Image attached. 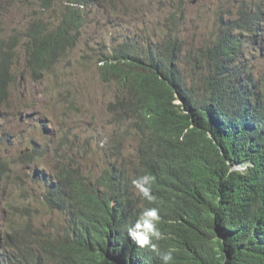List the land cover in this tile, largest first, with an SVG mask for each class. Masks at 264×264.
I'll use <instances>...</instances> for the list:
<instances>
[{
	"label": "trees",
	"instance_id": "16d2710c",
	"mask_svg": "<svg viewBox=\"0 0 264 264\" xmlns=\"http://www.w3.org/2000/svg\"><path fill=\"white\" fill-rule=\"evenodd\" d=\"M3 1L13 0H0V9ZM106 1L71 0L55 23L32 11L21 38L2 37L0 106L10 102L20 54L23 75L51 76L84 35L88 15L79 5ZM56 2L28 0L27 7L50 11ZM184 2L166 15L158 39L120 35L102 53L101 79L120 90L109 104L116 131L94 151L69 150L67 136L53 171L37 170L49 221L39 226L29 203L6 202L2 183L10 174L0 170V204L8 203L0 212V264H162L128 236L146 207L160 211L159 247L173 250L171 264H264V65L254 61L264 59V0L236 2L191 47ZM28 148L26 163L51 152ZM97 150L105 160L96 174L79 158L88 163ZM237 164L246 169L237 172ZM144 174L154 177L152 204L132 185Z\"/></svg>",
	"mask_w": 264,
	"mask_h": 264
},
{
	"label": "rangeland",
	"instance_id": "374dc122",
	"mask_svg": "<svg viewBox=\"0 0 264 264\" xmlns=\"http://www.w3.org/2000/svg\"><path fill=\"white\" fill-rule=\"evenodd\" d=\"M69 1L58 0L50 11L29 9L28 0L3 1L0 39L10 35L21 38L33 17L29 15L32 11L55 23V16L61 14V8ZM110 1L84 8L88 15L84 35L77 48L59 61L51 76L36 82L23 75L25 66L20 54V69L11 88L10 105L0 108L8 118H0V170L10 174L8 181L2 183V193L6 202L29 203L39 226L49 221L51 214L41 198L44 184L36 174L37 170L47 174L53 171L57 159L55 152L63 146L65 137H70V141L79 147V139L86 146H96L95 140L86 142V139L92 134L99 140L106 139L113 130L108 105L115 98L117 88L101 79L99 65L102 62L99 58L102 53L108 52L120 35H137L141 42L150 37L158 39L166 15H170L178 5V0ZM233 5V0H185L186 19L182 27L185 44L201 46L218 27L219 18H228L225 14ZM254 61L257 67L264 65V59L259 56ZM45 127L50 129L49 133L45 132ZM48 145L51 152L44 158L36 162L24 161L22 154L30 149L29 146L40 151ZM129 145L126 146L129 147L127 152L134 149ZM68 149L75 151L72 145ZM6 202L0 204L1 213L8 211Z\"/></svg>",
	"mask_w": 264,
	"mask_h": 264
},
{
	"label": "clouds",
	"instance_id": "9594fccd",
	"mask_svg": "<svg viewBox=\"0 0 264 264\" xmlns=\"http://www.w3.org/2000/svg\"><path fill=\"white\" fill-rule=\"evenodd\" d=\"M233 1H234L233 6L235 7L236 2H241L243 0H233ZM66 4L74 5V3H71V0ZM76 5H79V4H76ZM79 6H81L83 9L85 8V5H83V4H80ZM229 9H228V11H229ZM249 39L250 38H247V40H249ZM247 51H249V49ZM99 72H100V70H99ZM100 76H101V74H100ZM36 82H40V81H36ZM116 88H117V91H116V95H117L120 93V90L117 86H116ZM12 91L13 90H11V95H12ZM116 95H115V98H116ZM115 98L113 100H115ZM10 100H11V97H10ZM9 105H10V102L6 105L0 106V108L8 107ZM108 110H109V105H108ZM109 115H110V112H109ZM0 118H1V120L8 119L6 117V115L3 114L2 112H0ZM110 122H111V116H110ZM110 125H111L113 130L109 135H111V137H112L113 133L116 131V127L112 123ZM46 128L48 130H45V132L49 133L50 129L48 127H45V129ZM96 136L97 135H95V134L90 135L86 139V142L95 140L96 144H97V142L99 141V137H96ZM100 140L104 141L106 139H100ZM78 142L80 143V147L77 144H75V142H71V141H70L69 145H72L76 148H82V146L85 145V143L84 144L82 143V139H79ZM96 146L91 144L90 146H87V148H92V150L94 151V150L98 149ZM75 151H77V150H75ZM74 155L77 158H79V155H76L75 153H74ZM101 155H102L101 152H99L97 150L94 152L93 158H89L88 163L85 159H82L81 157L79 158V163L87 171H90V169H94L96 174H97L101 171L102 164L104 163V160H105V159H100ZM235 169L237 172H242L243 170L246 169V167H244L243 165L237 164V165H235ZM231 172H232V169L229 168L228 174H231ZM153 183H154V177L150 174L141 175L137 179H134L132 181V185L137 190L140 197L143 200H146L147 202H149V204L155 203V201H156V197L153 195V191H152ZM2 222L3 221H1V218H0V223H2ZM160 223H161V215H160L159 209L157 207H146L140 211L135 224L128 227V229H127L128 236L139 247L147 248L148 250L159 255V257L162 261V264H171V262L174 259L173 250L169 249L166 252H162L160 250V247H159V242L161 240L165 239L164 233L160 229Z\"/></svg>",
	"mask_w": 264,
	"mask_h": 264
},
{
	"label": "water",
	"instance_id": "95a60500",
	"mask_svg": "<svg viewBox=\"0 0 264 264\" xmlns=\"http://www.w3.org/2000/svg\"><path fill=\"white\" fill-rule=\"evenodd\" d=\"M194 2H196V0H194Z\"/></svg>",
	"mask_w": 264,
	"mask_h": 264
}]
</instances>
